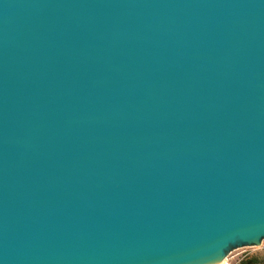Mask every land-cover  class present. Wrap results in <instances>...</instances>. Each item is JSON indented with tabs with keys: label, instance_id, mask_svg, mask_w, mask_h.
<instances>
[{
	"label": "water",
	"instance_id": "water-1",
	"mask_svg": "<svg viewBox=\"0 0 264 264\" xmlns=\"http://www.w3.org/2000/svg\"><path fill=\"white\" fill-rule=\"evenodd\" d=\"M263 242L264 0H0V264Z\"/></svg>",
	"mask_w": 264,
	"mask_h": 264
},
{
	"label": "rangeland",
	"instance_id": "rangeland-1",
	"mask_svg": "<svg viewBox=\"0 0 264 264\" xmlns=\"http://www.w3.org/2000/svg\"><path fill=\"white\" fill-rule=\"evenodd\" d=\"M232 254L235 256L232 260V264H239L243 259L250 257H258L260 259V263L264 264V242L261 246L240 249Z\"/></svg>",
	"mask_w": 264,
	"mask_h": 264
},
{
	"label": "trees",
	"instance_id": "trees-1",
	"mask_svg": "<svg viewBox=\"0 0 264 264\" xmlns=\"http://www.w3.org/2000/svg\"><path fill=\"white\" fill-rule=\"evenodd\" d=\"M239 264H261L258 257H250L243 259Z\"/></svg>",
	"mask_w": 264,
	"mask_h": 264
},
{
	"label": "built area",
	"instance_id": "built-area-1",
	"mask_svg": "<svg viewBox=\"0 0 264 264\" xmlns=\"http://www.w3.org/2000/svg\"><path fill=\"white\" fill-rule=\"evenodd\" d=\"M238 251V250H237ZM235 251V252H237ZM234 254H230L222 263L220 264H232V260L234 258Z\"/></svg>",
	"mask_w": 264,
	"mask_h": 264
}]
</instances>
